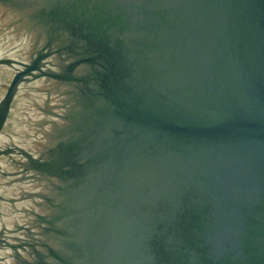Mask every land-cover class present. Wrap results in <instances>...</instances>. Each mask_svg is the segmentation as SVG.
I'll list each match as a JSON object with an SVG mask.
<instances>
[{"label":"water","instance_id":"1","mask_svg":"<svg viewBox=\"0 0 264 264\" xmlns=\"http://www.w3.org/2000/svg\"><path fill=\"white\" fill-rule=\"evenodd\" d=\"M0 22V264H264V0H0Z\"/></svg>","mask_w":264,"mask_h":264},{"label":"crops","instance_id":"2","mask_svg":"<svg viewBox=\"0 0 264 264\" xmlns=\"http://www.w3.org/2000/svg\"><path fill=\"white\" fill-rule=\"evenodd\" d=\"M18 114L20 115V113L18 112ZM19 128L22 126L21 124H18Z\"/></svg>","mask_w":264,"mask_h":264},{"label":"flooded vegetation","instance_id":"3","mask_svg":"<svg viewBox=\"0 0 264 264\" xmlns=\"http://www.w3.org/2000/svg\"><path fill=\"white\" fill-rule=\"evenodd\" d=\"M2 42H3V41H2L1 38H0V46H1Z\"/></svg>","mask_w":264,"mask_h":264}]
</instances>
